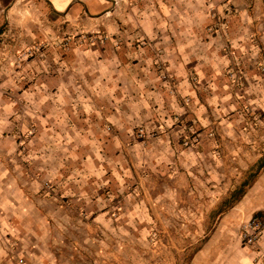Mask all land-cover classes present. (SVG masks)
I'll list each match as a JSON object with an SVG mask.
<instances>
[{
	"label": "rangeland",
	"instance_id": "obj_1",
	"mask_svg": "<svg viewBox=\"0 0 264 264\" xmlns=\"http://www.w3.org/2000/svg\"><path fill=\"white\" fill-rule=\"evenodd\" d=\"M20 4L23 11L14 13L9 27L2 30L3 40L0 38L1 208L8 212L17 209L21 212L24 208L26 212L27 205L32 204L36 217L42 214L40 219H35L41 224L56 221L51 214L59 213L86 223L90 221L89 210L80 199L108 194L110 184L132 183L133 186L123 193L110 195L117 208L123 196L139 195L140 182L145 178L162 180V177L140 172L134 162L135 156L123 148L115 152L107 150V144L120 135L114 123L98 126V140L79 138L76 133H87L92 124L78 122L81 115L73 107L77 100L70 95L80 93L79 87L74 86V80H79L74 76L66 78L60 63L79 53H92L99 62L114 65V71L108 75L123 89L125 99L130 96L132 102H138L141 87L156 85L166 89L180 106L190 109L189 97L178 88L182 76L176 75L178 70L186 68L192 56L194 46L189 39L207 32L222 37L224 26L234 16L233 2L20 0ZM245 4L249 9L254 7L256 23H264V0H248ZM26 37L29 43H25ZM259 46L258 51H262L264 44ZM224 49L230 60L225 70L229 85L227 101H239L246 84L242 63L230 50V45ZM184 79L192 86L199 85L192 70H188ZM233 111L238 112V108ZM241 111L246 127L261 128L264 132V113L258 114L249 105H244ZM156 123L152 119L132 126L131 137L125 142L122 140L125 148L130 149L138 143L144 145L166 129L180 131L178 143L183 148H197L202 134L216 140L219 133L216 125L199 129L192 120L177 115L171 116L169 128ZM258 150L262 155L243 173L240 186L228 194V199L238 198L237 194L245 192L264 169H258L259 161L264 162V142ZM119 154L125 156L126 162L117 160ZM261 178L264 184V175L261 174ZM245 181L248 185L243 187ZM255 216L264 218L260 213ZM198 221L189 224L198 227ZM7 223L24 226L26 220L24 217L18 223L12 220ZM245 223L247 221L240 225L239 231ZM214 224L210 219L202 226L207 232ZM20 234L16 238L8 234L3 236V243L14 258H17L18 249L22 250L19 243L25 234ZM205 239V235L195 236L194 248ZM154 240L158 241L153 235L148 239L151 244L147 249L148 264H160L162 258L171 255L160 252L157 247L160 243ZM192 254L181 253V264H186ZM18 264L29 263L19 258Z\"/></svg>",
	"mask_w": 264,
	"mask_h": 264
},
{
	"label": "crops",
	"instance_id": "obj_2",
	"mask_svg": "<svg viewBox=\"0 0 264 264\" xmlns=\"http://www.w3.org/2000/svg\"><path fill=\"white\" fill-rule=\"evenodd\" d=\"M230 1L234 16L224 26L225 34L194 35L189 39L194 46L192 56L186 68L176 72L182 76L178 88L189 97L190 109L156 85L141 87L138 102H132L130 96L125 99L123 89L108 75L114 65L99 62L92 53H79L60 63L66 78L79 80H74V86L80 93L70 95L77 100L73 107L81 115L78 122L92 124L87 133L74 131L79 138L98 140V126L114 123L120 135L107 144V150L123 148L135 156L140 172L154 173L162 180L145 178L140 182L139 195L123 196L117 208L110 195L123 193L132 183L110 184L108 194L80 199L89 210L90 221L86 223L59 213L51 214L56 221L41 224L35 219L42 214L36 217L28 201L26 212L21 208L24 213L18 209L2 211L0 202V264H18L19 258L29 264H148L151 235L158 239L154 241L160 243V252L171 254L160 264H181L180 254L187 252L193 254L186 264H264V236L254 245H244L239 238L243 222L257 213L264 214V169L242 196L228 199V194L240 186L243 173L262 155L258 147L264 142V132L245 126L241 108L249 105L258 114L264 113V46L258 51L264 44V23H256L254 7L249 9L245 4L248 0ZM20 5V0H0L1 40L2 30L9 27L14 13L23 11ZM25 43H29L27 37ZM228 45L240 59L246 78L239 101H227L225 70L230 60L224 47ZM188 70L197 75L198 86L184 79ZM173 115L192 120L199 129L216 125L218 137L214 140L202 134L197 148H183L178 143L180 131L166 129L144 145L125 148L132 126L154 119L156 125L169 128ZM117 160L126 162L123 154ZM24 217V226L7 223H18ZM210 219L215 224L206 232L202 223ZM195 220L199 226H190ZM18 233L25 237L20 239L22 250L18 249L14 258L3 236L16 238ZM204 235L205 241L195 249V236Z\"/></svg>",
	"mask_w": 264,
	"mask_h": 264
},
{
	"label": "built area",
	"instance_id": "obj_3",
	"mask_svg": "<svg viewBox=\"0 0 264 264\" xmlns=\"http://www.w3.org/2000/svg\"><path fill=\"white\" fill-rule=\"evenodd\" d=\"M264 236V218L252 217L240 230L239 238L245 245L255 244Z\"/></svg>",
	"mask_w": 264,
	"mask_h": 264
},
{
	"label": "trees",
	"instance_id": "obj_4",
	"mask_svg": "<svg viewBox=\"0 0 264 264\" xmlns=\"http://www.w3.org/2000/svg\"><path fill=\"white\" fill-rule=\"evenodd\" d=\"M264 167V162H261V160L259 161L258 164V169H261ZM248 185L247 181H245L244 184H242L243 187H246ZM244 193V191L242 190V192H239V194H237V196L239 197L240 195H242Z\"/></svg>",
	"mask_w": 264,
	"mask_h": 264
}]
</instances>
